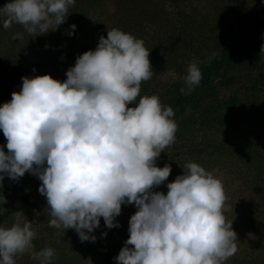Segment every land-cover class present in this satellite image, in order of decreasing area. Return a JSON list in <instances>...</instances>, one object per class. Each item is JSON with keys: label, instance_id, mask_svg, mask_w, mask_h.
Returning <instances> with one entry per match:
<instances>
[{"label": "clouds", "instance_id": "1", "mask_svg": "<svg viewBox=\"0 0 264 264\" xmlns=\"http://www.w3.org/2000/svg\"><path fill=\"white\" fill-rule=\"evenodd\" d=\"M74 3L7 0L0 6V25H21L29 36L45 34L65 22ZM75 28L70 25L69 36ZM20 38L22 33H13L12 39ZM65 75L63 81L47 73L23 76L20 90L0 104L6 140L0 146V183L5 176L35 175L49 209L48 226L74 229L82 242L96 240L101 217L106 228H118L121 206L134 204L116 264H224L237 252L238 240L214 171L188 162L166 183V193L153 190L170 175L171 165L159 167L156 159L174 143L177 124L158 94L137 101L141 82L154 75L143 40L108 29ZM201 80L194 60L181 93L190 95ZM35 237L31 221L15 211L14 222L0 226V264H16L15 257L25 253L38 264H52L54 250L34 251Z\"/></svg>", "mask_w": 264, "mask_h": 264}, {"label": "rangeland", "instance_id": "2", "mask_svg": "<svg viewBox=\"0 0 264 264\" xmlns=\"http://www.w3.org/2000/svg\"><path fill=\"white\" fill-rule=\"evenodd\" d=\"M6 2L0 0V6ZM137 2L121 10L120 0H95L89 38L78 37V45L72 49L60 35L67 19L54 31L31 36L21 25L14 24L7 30L0 25V104L20 90L23 76L47 73L61 81L66 79V70L74 65L76 57L95 49L101 33L97 28L112 23L114 28L142 39L149 50L154 75L141 82L139 95L162 91L161 100L170 107L176 98L175 85L184 79L192 61L200 64L203 59L220 55L245 28L264 22V0ZM16 32L22 33V38L12 39ZM259 39L264 45V29ZM229 53L232 65L215 77H233L234 81L228 87H219L216 98L199 91L187 104L186 114L175 120V141L156 159L159 167L170 164L171 172L165 184L153 190L166 193V183L182 174L188 162L214 171L223 183L224 215L227 221L232 220L238 240L237 252L224 264H264V65L257 69L264 53L244 43L238 51ZM252 62L257 66L249 71ZM4 145L6 140L0 131V146ZM4 150L7 152L6 147ZM40 184L28 172L19 180L8 179L0 190V226H10L14 212L22 211L36 231L33 250L51 247L55 252L52 264H116L114 257L129 235L134 204L121 206L116 217L118 228H106L101 217L94 230L96 240L82 242L74 229L48 226L51 217L46 199L38 191ZM104 232L106 236L101 235ZM15 260L16 264H38L27 253Z\"/></svg>", "mask_w": 264, "mask_h": 264}, {"label": "trees", "instance_id": "3", "mask_svg": "<svg viewBox=\"0 0 264 264\" xmlns=\"http://www.w3.org/2000/svg\"><path fill=\"white\" fill-rule=\"evenodd\" d=\"M137 3V0H120L119 8L121 10H127L130 6H136ZM95 6H97L95 4V0H75L74 5L69 7V14L66 18L67 23L60 32L61 37L66 40V46L70 47L71 49L76 48V45H78V41L80 40V38L78 37L83 36L85 38H89L87 36L90 32V17H92V15L94 14ZM72 24H75L76 28L73 34L69 36L68 32L70 31V25ZM114 27L115 26L111 23L110 26L99 27L97 29L101 31V33L99 34L100 36H106L105 33H107V30ZM263 29L264 22L253 25L252 27L245 28L242 33L238 34L235 37L236 40H234L233 44L228 46L227 48H224L220 55L211 57L210 60L209 58L201 60L199 67L202 72V80L198 86L193 88L190 95H184L181 93V88L186 87L184 84V79H182L177 85H175L176 98L170 106L174 112V120H177L186 114L187 104L191 100L197 98V95L203 90L207 92L208 98H216L220 93L218 91L219 87H228V85H230L231 82L234 81L235 78L233 77H228L227 79H219L215 76L219 74L220 71L230 68V65H232V61L229 51H238L241 43L248 44L249 46L254 47L257 53L260 52L257 46H259V35L261 34ZM258 61L259 62L257 63H259V68L257 69H260L262 68L261 66L264 65V60L259 58ZM251 64H253V62L249 64L250 68H247L249 71L255 70V67L257 66V64L255 63L253 65ZM214 77L215 80H213ZM161 93L162 91H156L155 94L159 95L162 105L168 106L164 101L161 100ZM140 96L141 95H139L137 99H139ZM8 179L9 178L5 176L2 183H0V190L2 189L3 185L7 184Z\"/></svg>", "mask_w": 264, "mask_h": 264}]
</instances>
